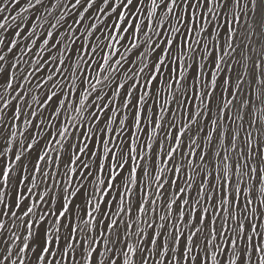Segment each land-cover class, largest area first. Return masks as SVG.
<instances>
[{
	"label": "snow or ice",
	"instance_id": "snow-or-ice-1",
	"mask_svg": "<svg viewBox=\"0 0 264 264\" xmlns=\"http://www.w3.org/2000/svg\"><path fill=\"white\" fill-rule=\"evenodd\" d=\"M0 264H264V0H0Z\"/></svg>",
	"mask_w": 264,
	"mask_h": 264
}]
</instances>
